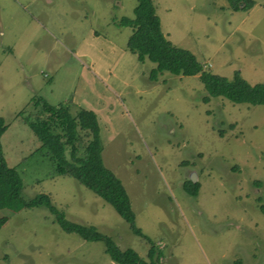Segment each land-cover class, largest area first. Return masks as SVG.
<instances>
[{
	"label": "rangeland",
	"instance_id": "1",
	"mask_svg": "<svg viewBox=\"0 0 264 264\" xmlns=\"http://www.w3.org/2000/svg\"><path fill=\"white\" fill-rule=\"evenodd\" d=\"M152 1L163 34L204 69L264 82V0L237 10L228 0ZM135 2L0 0V143L21 195L48 194L67 219L94 225L145 260L153 245L157 264H264V105L203 102L196 74L150 80L154 63L127 49L132 28L116 24L133 16ZM35 101L95 112L102 162L149 241L93 191L54 173L23 119L39 114ZM192 172L195 196L182 186ZM0 215L8 217L0 264H117L102 241L64 231L45 207Z\"/></svg>",
	"mask_w": 264,
	"mask_h": 264
},
{
	"label": "trees",
	"instance_id": "2",
	"mask_svg": "<svg viewBox=\"0 0 264 264\" xmlns=\"http://www.w3.org/2000/svg\"><path fill=\"white\" fill-rule=\"evenodd\" d=\"M228 2L233 10L253 4L252 0ZM116 24L132 28L126 43L127 49L134 53L140 62L147 59L154 63V67L149 71L150 80H156L164 71L175 75L196 74L206 90V94L201 98L203 102H208L211 96H219L233 103L264 105V82L251 84L238 71H235L231 78L213 73L204 69L190 50L174 45L161 31L152 0H136L133 16H123ZM34 105L40 106L39 114L34 119H23L39 140L41 147L46 150L54 173L71 176L93 191L114 208L135 235L149 241L135 225L134 211L123 184L102 162V141L95 112L92 109L78 108L75 113H71L67 105H53L46 101H35ZM5 129L6 124L0 116V136ZM219 134H222V129ZM182 186L189 195L195 196L199 182L188 179ZM21 191L20 176L15 167L7 165L0 143V208L17 211L21 208L45 207L64 231L75 232L85 240L102 241L104 251L117 264H157L160 254L155 251L153 245L148 249L145 260L130 247L119 248L108 235L98 231L94 225L67 219L48 194L40 193L31 198H23ZM7 219L6 215H0V227Z\"/></svg>",
	"mask_w": 264,
	"mask_h": 264
},
{
	"label": "water",
	"instance_id": "3",
	"mask_svg": "<svg viewBox=\"0 0 264 264\" xmlns=\"http://www.w3.org/2000/svg\"><path fill=\"white\" fill-rule=\"evenodd\" d=\"M189 179L192 181V182H195L196 181V175L194 172H192L190 175H189Z\"/></svg>",
	"mask_w": 264,
	"mask_h": 264
}]
</instances>
